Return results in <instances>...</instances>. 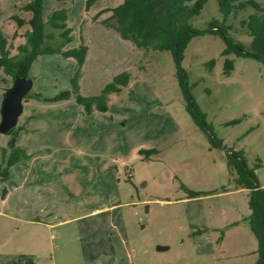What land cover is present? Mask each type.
I'll list each match as a JSON object with an SVG mask.
<instances>
[{"label": "rangeland", "instance_id": "obj_1", "mask_svg": "<svg viewBox=\"0 0 264 264\" xmlns=\"http://www.w3.org/2000/svg\"><path fill=\"white\" fill-rule=\"evenodd\" d=\"M30 1L0 0V29L13 55L27 42ZM123 1L44 0L45 19L68 11L73 41L65 48L89 47L83 96L100 95L120 73L131 78L109 93L106 110L89 112L73 93L74 58L44 54L33 62L29 93L50 99L24 98L16 143L26 155L6 179L0 175V204L9 191L4 211L13 213H0V243L34 252L37 264H255L259 243L245 220L250 190L235 188L228 151L244 150L264 184V62L224 54L225 40L207 31L211 21H225L230 35L249 45L240 19L254 9L225 19L218 0H208L189 20L203 33L191 39L181 66L195 104L223 140L213 146L188 110L172 52L138 47L115 29L108 9ZM46 31L61 39L59 29L47 24ZM12 83L0 70V122ZM13 136L0 131V170ZM154 148L150 156L141 152Z\"/></svg>", "mask_w": 264, "mask_h": 264}, {"label": "trees", "instance_id": "obj_2", "mask_svg": "<svg viewBox=\"0 0 264 264\" xmlns=\"http://www.w3.org/2000/svg\"><path fill=\"white\" fill-rule=\"evenodd\" d=\"M208 0H124L113 9L111 17L116 20L115 29L121 37L133 41L138 47H151L155 50L171 51L178 64V76L185 90L188 101V110L196 123L207 133L213 146H223L220 139L207 125L205 114L195 104L187 83L186 74L181 66L185 51L191 39L203 33L195 29L189 22L190 18L199 14ZM219 9L225 19L230 15L238 14L242 10L251 7L252 13L240 19V27L251 41L249 45L235 40L229 33L230 26L225 21L215 19L209 23L207 31L219 34L226 42L224 54H236L242 57H252L264 62V6L257 0H218ZM44 0H31L25 8L33 13L29 20L31 25L27 35V42L18 47V54H11L7 36L0 29V70L11 76L12 81L18 76L30 77V69L33 62L44 54H62L72 57L77 62V69L72 80L73 93L78 103L83 104L87 111L91 112L94 106L106 110V99L111 92H120L130 81V72H123L114 77L108 83L102 93L97 96L85 97L80 92L79 79L82 68L86 62L89 47L82 43L79 46L65 48L73 41L72 28L68 26L67 9H56L45 19L43 15ZM20 24L25 20L16 18ZM49 24L59 29L60 40H55L56 35L46 31ZM48 40V41H47ZM50 40H55L53 43ZM228 67H232V61L228 60ZM7 90V88H6ZM41 98V95L31 96ZM69 92L62 93L54 99H64ZM53 99V98H52ZM233 121L234 122H237ZM19 127L12 128L8 133L14 134L9 142V155L3 156L4 166L0 175L5 179L9 175V168L16 164L22 156H25L23 148L17 145L16 135ZM6 152V149H5ZM147 156L157 153V149L141 150ZM229 163L237 173L235 188H247L249 193L250 214L246 217L251 231L259 243L258 258L255 264H264V186L260 184L256 168L250 167L244 150L229 149ZM190 197L197 193L189 191Z\"/></svg>", "mask_w": 264, "mask_h": 264}, {"label": "water", "instance_id": "obj_3", "mask_svg": "<svg viewBox=\"0 0 264 264\" xmlns=\"http://www.w3.org/2000/svg\"><path fill=\"white\" fill-rule=\"evenodd\" d=\"M33 84L31 77L18 76L6 90L1 107L0 131L2 133H8L18 125L24 109V98L33 88ZM159 249L164 247L159 246Z\"/></svg>", "mask_w": 264, "mask_h": 264}, {"label": "crops", "instance_id": "obj_4", "mask_svg": "<svg viewBox=\"0 0 264 264\" xmlns=\"http://www.w3.org/2000/svg\"><path fill=\"white\" fill-rule=\"evenodd\" d=\"M264 186V184H261ZM9 198H10V192L7 191L5 196L2 198L1 200V204H0V207L2 208L0 210V213H2L3 215L7 216L8 215V218H12L11 214L13 213H7L4 211V209L6 208V205L7 203L9 202ZM20 220V219H19ZM33 226L37 225H41L43 223H41L40 221H37V220H28ZM44 225H47L48 224H44ZM3 226V225H2ZM45 226V227H47ZM19 231H20V227L17 228ZM36 229L32 230V234H36ZM5 240H2V242L0 243L1 244V247H0V264H37L35 262V253L34 252H31V253H24V252H19V251H9V250H5V244H4ZM20 242H22L23 244H26L27 241L26 240H20ZM29 243L31 242H36L35 238H32L28 241ZM32 243V244H33ZM38 260H41L40 257L37 258V261ZM45 264H48L47 262ZM50 264V263H49Z\"/></svg>", "mask_w": 264, "mask_h": 264}]
</instances>
